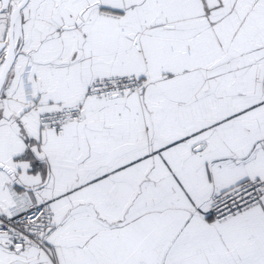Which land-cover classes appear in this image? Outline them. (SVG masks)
Segmentation results:
<instances>
[{"label": "snow or ice", "instance_id": "snow-or-ice-1", "mask_svg": "<svg viewBox=\"0 0 264 264\" xmlns=\"http://www.w3.org/2000/svg\"><path fill=\"white\" fill-rule=\"evenodd\" d=\"M0 264H264V0H0Z\"/></svg>", "mask_w": 264, "mask_h": 264}]
</instances>
